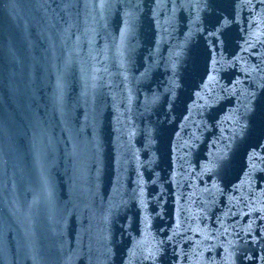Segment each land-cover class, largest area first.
<instances>
[{
	"label": "water",
	"instance_id": "obj_1",
	"mask_svg": "<svg viewBox=\"0 0 264 264\" xmlns=\"http://www.w3.org/2000/svg\"><path fill=\"white\" fill-rule=\"evenodd\" d=\"M0 264H264V0H0Z\"/></svg>",
	"mask_w": 264,
	"mask_h": 264
}]
</instances>
